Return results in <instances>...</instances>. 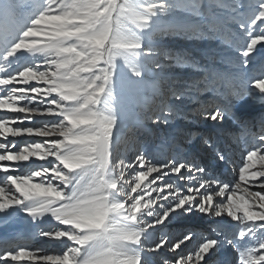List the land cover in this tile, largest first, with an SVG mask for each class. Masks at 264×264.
Wrapping results in <instances>:
<instances>
[{
    "label": "snow or ice",
    "instance_id": "1",
    "mask_svg": "<svg viewBox=\"0 0 264 264\" xmlns=\"http://www.w3.org/2000/svg\"><path fill=\"white\" fill-rule=\"evenodd\" d=\"M250 98L264 0H0V225L25 226L0 264H264ZM133 120L159 143L129 148Z\"/></svg>",
    "mask_w": 264,
    "mask_h": 264
},
{
    "label": "rangeland",
    "instance_id": "2",
    "mask_svg": "<svg viewBox=\"0 0 264 264\" xmlns=\"http://www.w3.org/2000/svg\"><path fill=\"white\" fill-rule=\"evenodd\" d=\"M164 39H165V41L175 40V42L178 45H182V46H186V45H189L191 43L190 41H185V40H182L178 37H176V38L165 37ZM199 43H200L201 48L207 52L206 59L212 58L215 60L217 66L223 67L220 60L218 59V52H217V48H216L217 42L214 40H209V39L205 38V39L201 40ZM177 71L188 72L190 70L187 68H184V69H177ZM162 87L166 88L167 82H165L162 85ZM206 95H208V94H206ZM243 102H246V101H243ZM236 110L239 114L241 113V115L244 116L245 115L244 112L247 111V108H243L241 110V109H238V107H236ZM254 111H256V109ZM33 122H35V121H33ZM125 131H126L125 140H126L127 146L129 148L135 147L136 145H138L140 143H148V144L153 145V146H155L159 143L157 136H156L157 130L153 126H151V134H150V132L146 133V131H147L146 126L142 127L136 122H133L131 125L129 124V127ZM253 132H256V131L253 130ZM160 134H163V129L160 130ZM233 134L238 136V137H241L240 144H242L241 141L243 139H245V138L249 139V137H246V136L242 137L241 136L242 131L237 126H236L235 130L233 131ZM18 139H22V138H18ZM232 147L233 148L235 147V143L232 144ZM129 154H131V153H129ZM14 224H16V223H14ZM21 225L23 228H25V226L23 224H21ZM9 228L19 229V228H12V227H9ZM2 230H4V228ZM41 245L45 246L48 249V251L52 254H55L57 251H59L58 248L46 244L45 240L43 238H37L36 240L32 241L33 247H37V246H41Z\"/></svg>",
    "mask_w": 264,
    "mask_h": 264
},
{
    "label": "bare ground",
    "instance_id": "3",
    "mask_svg": "<svg viewBox=\"0 0 264 264\" xmlns=\"http://www.w3.org/2000/svg\"><path fill=\"white\" fill-rule=\"evenodd\" d=\"M243 106V107H242ZM238 109H243V108H247V111L244 112V116H249L254 117L255 119H253L252 121V131H258L259 130V117L264 114V103H261L258 99L255 98H250L248 99L246 102L241 101L240 104L237 105ZM256 109V111H254ZM243 114V113H242ZM241 115V113H240ZM242 116V115H241ZM135 122L134 120L130 123V125ZM237 127H239L238 125H236ZM235 125H231L232 131L235 130L236 128ZM242 131V129H241ZM125 135H126V131H125ZM127 137V136H126ZM248 139L245 138L243 139L241 142L243 145ZM225 148H229V144L226 143ZM236 146V145H235ZM9 227L12 228H19V229H11ZM4 228V230H2ZM8 228V229H7ZM25 231V228L22 227L21 223H12L9 225H0V238H3L5 236L8 237H12V236H16L20 233H23Z\"/></svg>",
    "mask_w": 264,
    "mask_h": 264
}]
</instances>
